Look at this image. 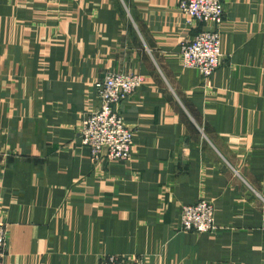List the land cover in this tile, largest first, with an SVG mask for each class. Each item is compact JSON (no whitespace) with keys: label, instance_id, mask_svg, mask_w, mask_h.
I'll return each instance as SVG.
<instances>
[{"label":"crops","instance_id":"1","mask_svg":"<svg viewBox=\"0 0 264 264\" xmlns=\"http://www.w3.org/2000/svg\"><path fill=\"white\" fill-rule=\"evenodd\" d=\"M179 0H0V264H264V0H224L220 66L181 65L200 25ZM125 162H92L80 125L107 73ZM215 209L213 232L180 208Z\"/></svg>","mask_w":264,"mask_h":264},{"label":"built area","instance_id":"2","mask_svg":"<svg viewBox=\"0 0 264 264\" xmlns=\"http://www.w3.org/2000/svg\"><path fill=\"white\" fill-rule=\"evenodd\" d=\"M179 10L195 20L200 29L180 44L183 67L195 68L208 80L222 61L220 49L224 0H179ZM144 83L140 74L107 73L94 82L97 107L81 123L80 141L90 151V160L125 162L131 156L134 131L124 122L116 106L134 94ZM184 232L208 233L214 229L211 201H199L180 208ZM7 243L6 227L0 222V262ZM102 264H131L114 255L104 256Z\"/></svg>","mask_w":264,"mask_h":264},{"label":"rangeland","instance_id":"3","mask_svg":"<svg viewBox=\"0 0 264 264\" xmlns=\"http://www.w3.org/2000/svg\"><path fill=\"white\" fill-rule=\"evenodd\" d=\"M179 52H180V49H179ZM179 58H180V55H179ZM220 66V65H219ZM218 66V67H219ZM187 68V67H186ZM195 69V68H194ZM197 70V69H196ZM215 72V71H214ZM119 73V72H118ZM99 80V79H98ZM97 81V80H96ZM95 81V82H96ZM86 118V117H85ZM84 118V119H85ZM80 130H81V125H80ZM79 136H80V134H79ZM87 147V146H86ZM89 149V148H88ZM127 161V160H126ZM187 205H190V204H187ZM183 206H185V205H183ZM213 207H214V205H213ZM214 213H215V209H214ZM179 217H180V215H179ZM214 219H215V215H214ZM179 220H180V218H179ZM180 223H181V221H180ZM214 228H215V226H214ZM180 230H181V227H180ZM182 231V230H181ZM213 232V231H212ZM210 233V232H209ZM6 249V248H5ZM5 253V252H4ZM1 263V262H0ZM128 263H131V264H144V262H129L128 261Z\"/></svg>","mask_w":264,"mask_h":264}]
</instances>
